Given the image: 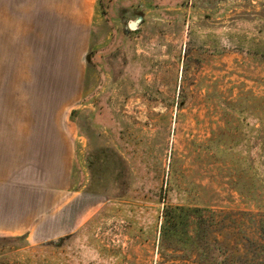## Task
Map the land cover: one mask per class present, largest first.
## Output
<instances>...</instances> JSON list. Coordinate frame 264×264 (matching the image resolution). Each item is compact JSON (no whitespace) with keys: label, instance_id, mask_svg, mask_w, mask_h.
Masks as SVG:
<instances>
[{"label":"rangeland","instance_id":"rangeland-1","mask_svg":"<svg viewBox=\"0 0 264 264\" xmlns=\"http://www.w3.org/2000/svg\"><path fill=\"white\" fill-rule=\"evenodd\" d=\"M97 6L105 42L85 82L68 90L55 68L47 84L79 104L85 221L37 243L0 237V264H209L182 256L192 218L162 240L174 204L218 214V264H264V0Z\"/></svg>","mask_w":264,"mask_h":264},{"label":"crops","instance_id":"crops-1","mask_svg":"<svg viewBox=\"0 0 264 264\" xmlns=\"http://www.w3.org/2000/svg\"><path fill=\"white\" fill-rule=\"evenodd\" d=\"M97 2L0 0V237L37 243L85 221L86 141L72 120L79 104L49 95L47 84L55 68L68 90L85 82L89 52L101 57Z\"/></svg>","mask_w":264,"mask_h":264},{"label":"trees","instance_id":"trees-1","mask_svg":"<svg viewBox=\"0 0 264 264\" xmlns=\"http://www.w3.org/2000/svg\"><path fill=\"white\" fill-rule=\"evenodd\" d=\"M218 214H215L209 208L202 207H185L174 204L173 206L165 205L163 211L164 220L161 224V238L164 240V237L169 233L175 234L179 224H184L188 218H192L194 224L193 235L187 234L186 242L193 246V249H189L187 252L184 247L183 255L187 258L190 251L193 250V253H197L198 256L205 254V259L209 264H218L220 259L224 256L225 249L223 248L222 241L217 237H213L214 234H218L215 231V228L218 227L219 222L215 219ZM204 246V248H202ZM162 252L165 256H168V253L162 249ZM190 257V256H189ZM184 258V259H185Z\"/></svg>","mask_w":264,"mask_h":264},{"label":"water","instance_id":"water-1","mask_svg":"<svg viewBox=\"0 0 264 264\" xmlns=\"http://www.w3.org/2000/svg\"><path fill=\"white\" fill-rule=\"evenodd\" d=\"M138 22H139V19H136V20H134V21H132V22L130 23V26H131L132 28H135V27L137 26Z\"/></svg>","mask_w":264,"mask_h":264}]
</instances>
